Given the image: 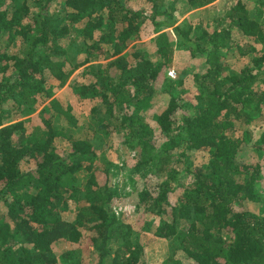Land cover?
I'll return each mask as SVG.
<instances>
[{
    "label": "trees",
    "instance_id": "16d2710c",
    "mask_svg": "<svg viewBox=\"0 0 264 264\" xmlns=\"http://www.w3.org/2000/svg\"><path fill=\"white\" fill-rule=\"evenodd\" d=\"M140 1L148 12L122 0H0V264H144L140 232L113 211L123 168L126 194L169 244L161 264H184L176 251L190 264H264V214L248 209L262 200L264 129L252 137V125L264 122L263 0ZM184 1L218 12L180 20ZM179 45L202 64L171 78ZM71 46L83 56L73 65ZM76 69L70 94L93 102L81 126L46 79L63 87ZM115 134L134 151L122 168L100 159ZM61 244L71 247L56 254Z\"/></svg>",
    "mask_w": 264,
    "mask_h": 264
},
{
    "label": "rangeland",
    "instance_id": "374dc122",
    "mask_svg": "<svg viewBox=\"0 0 264 264\" xmlns=\"http://www.w3.org/2000/svg\"><path fill=\"white\" fill-rule=\"evenodd\" d=\"M125 2L127 5L132 6L135 9H143L146 12L149 11V6L147 4H143L140 0H122ZM227 0H222L220 3H224ZM262 6H263V14L261 17L258 18V21L260 22L264 18V0L262 1ZM182 5L180 6L181 8V15H180V20L183 18H188L190 22L196 23L198 19H209L211 18L215 13L218 12L217 7H214L212 4L204 5L199 8H194L187 3L182 2ZM247 5L249 7H253L254 3L248 1ZM61 4L57 1H55L51 7V10L53 12H58L61 11ZM147 30H151L150 27H148ZM152 36L149 35H144L143 36V41H147V39H150ZM140 42H138L139 44ZM175 47V46H174ZM76 47H69L68 49V59L70 65H73L76 61L80 60L83 58L77 51ZM191 55L184 49L182 45L176 46L174 48V56H173V62H175V65H173V69L175 72L177 70H181L185 66H188L189 64H194V66L197 69H200L202 60L200 58H191ZM101 61H93L92 63H97ZM245 62L244 58H238V59H232L231 60V68L236 70L239 69ZM190 70V69H189ZM80 69H76L72 75L70 76L67 85L63 87L56 86V81L51 78V76L47 75L46 79L49 83L54 84V89L52 93V98L57 97L60 103L65 104V103H72L74 107V112H77L80 114V119L76 123L77 126H81L82 123H88L90 121V115H89V108L91 106L92 101H84L80 102L78 100H75V97H72V95L69 92L68 89V83L76 81L81 79L79 75ZM176 76V75H175ZM185 81H186V86L187 90L184 93L187 98H191L192 94L194 93V88L191 85V74H188L185 76ZM51 98V97H50ZM43 99V98H42ZM50 100V99H49ZM47 100L44 104H47ZM63 128H65L67 134H74L73 136L75 137H81L83 138L86 134V129L85 128H74L71 126H68V124H65V122L60 123ZM35 124L32 123L31 126H34ZM67 128V129H66ZM252 130H253V136L255 137L260 130L264 129V122L257 121L255 122L254 125H252ZM35 130L36 127H34ZM161 141V140H160ZM106 143V148L101 147L103 155L100 156V159L102 161H110L114 164H117L120 168L124 164H130L134 155L133 150H129L125 148L122 143L120 142V136L115 134L109 138V140L105 141ZM68 142L65 139H59V142H57V147L62 150L64 148H67ZM249 154V151L248 153ZM127 168H123L118 171L117 173L113 174V178L111 180L115 181L118 183L119 187V194L116 196V199H114L113 203V211L116 214V216L119 218V220H122L125 223H129L132 225L133 228L138 230L140 232V242L143 244V249H144V257H143V263L144 264H161L167 257L170 255V250H169V244L167 241L164 239L157 238L153 235V230L157 224L156 218L154 217L153 214L149 213H142L135 208L134 204V197L126 194L127 192H131V186L128 184H124V181L126 178H123V174H126ZM115 172V170H114ZM123 175V176H122ZM261 177L259 180V185H258V190L260 192V197L261 201L258 203H252L251 205L249 204L248 209L253 211V212H260L264 214V167L261 171ZM101 174L97 172V177L99 178ZM123 180V183H122ZM139 186V184H137ZM174 198V197H173ZM0 209H3V204H0ZM77 207L76 206H70L67 211L62 212L63 218H66L68 220H72L75 216ZM142 218V216H144ZM141 226V228H140ZM71 247L70 244H61L57 246L54 251L56 254H60L63 250ZM174 259L181 260L184 264H190L183 255L179 252L176 251L174 255Z\"/></svg>",
    "mask_w": 264,
    "mask_h": 264
},
{
    "label": "built area",
    "instance_id": "2783aa9c",
    "mask_svg": "<svg viewBox=\"0 0 264 264\" xmlns=\"http://www.w3.org/2000/svg\"><path fill=\"white\" fill-rule=\"evenodd\" d=\"M168 77L174 78L175 77V71L173 69L168 70L167 72Z\"/></svg>",
    "mask_w": 264,
    "mask_h": 264
}]
</instances>
